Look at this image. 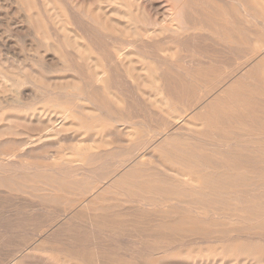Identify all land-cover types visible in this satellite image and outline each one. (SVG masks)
<instances>
[{
	"label": "rangeland",
	"instance_id": "rangeland-1",
	"mask_svg": "<svg viewBox=\"0 0 264 264\" xmlns=\"http://www.w3.org/2000/svg\"><path fill=\"white\" fill-rule=\"evenodd\" d=\"M108 1L0 0V153L18 150L20 144L28 140L29 134L37 136L44 128L37 121H30L34 113L43 110L55 115L59 109H73L72 101L76 96L90 97L96 93L95 105L80 103L86 110L85 120L71 119L67 122L66 131L43 149L37 144L24 147L34 150L31 158L26 160L28 168L31 167L29 171L51 174L50 167L55 166L57 172L68 178L83 168L84 171L90 168L98 172L90 175L88 181L91 182L124 164L123 160H144L150 171V180L155 184L151 188L152 194L157 198L144 203L136 196L134 203L125 205L120 197L106 195L107 201L103 203L107 208L106 215L91 226L89 211L73 215L69 206L0 189V264L14 263L17 257L23 259V264H86L75 253L91 255L89 264H264V190L263 187L256 188L257 184L264 185V0H238L232 6L224 0H205L209 7L213 6L209 10L212 13L217 11L224 20L213 23L212 28L191 30L180 41L178 36L159 33L160 26L149 25L148 19H156L154 23H157L162 17V13L156 14L160 10H154L149 3H143V0ZM161 3L172 7L168 0H161ZM239 3H245V8ZM231 22H235L237 29L229 33L223 27H230ZM140 30L150 31L149 34L157 32V35L140 38ZM258 40L262 44L257 43ZM110 53L121 54V61H112ZM160 66L173 72H169L172 80L180 75L189 74L191 78L199 74L205 81L174 85L172 96H167L155 85ZM107 67L112 68L110 89L95 92L89 88L95 80L93 75ZM124 69L130 70L133 78L124 75ZM138 82L139 89L134 85ZM17 96L21 101H16ZM59 98L71 103L57 107L55 102ZM206 118L213 119L208 128L204 125ZM91 125L100 130L94 136L86 133L85 126ZM182 126L190 128L194 135L200 134L197 141L190 143L191 148L176 157L174 145L182 137L179 135L171 140L167 133ZM202 132L206 135L202 136ZM75 137L79 141L73 140ZM76 143H82L81 147L89 149V152L78 155L74 150ZM201 144H206L205 149H193ZM91 146H95L92 152ZM134 147H141V150L133 153ZM94 151H107L109 155L101 163L88 164L82 159L81 156L88 157ZM193 154H199L195 156V161L199 162L195 164L198 165L196 169L190 165L194 162L190 158ZM1 158L0 155V162ZM70 161L74 162L65 165ZM166 168L170 171L169 181L176 185L160 183ZM177 173L183 177L179 178ZM205 173H213L215 177L208 180L198 178ZM221 174H229L228 180L236 181V185L225 186ZM189 178L201 180L203 187L201 183L190 182ZM125 184L114 186L117 185L125 195L134 189L139 192L137 187L127 188ZM158 184L162 188L156 189ZM197 188L202 195L192 196ZM167 190H171L170 195L166 194ZM68 196L69 199L74 198L65 195ZM237 197L254 199L256 205L251 210H241L239 208L245 203L236 201ZM200 198L215 201L199 205ZM99 201L96 200L97 205ZM174 219L179 223H174ZM235 228H238L236 232H232Z\"/></svg>",
	"mask_w": 264,
	"mask_h": 264
},
{
	"label": "bare ground",
	"instance_id": "bare-ground-1",
	"mask_svg": "<svg viewBox=\"0 0 264 264\" xmlns=\"http://www.w3.org/2000/svg\"><path fill=\"white\" fill-rule=\"evenodd\" d=\"M90 1V0H89ZM110 1V0H109ZM108 1V2H109ZM166 1V0H165ZM172 3V7H169L168 6H163L162 3H161V0H143V3H149L150 6L154 9V10H160V12L157 11V13L151 9L152 11H154V13H156L158 15V13H162V17L160 18L161 20L157 23H154V21L156 20H147L149 21V25L150 26H157V27H161V30L159 31V33H166L168 35H172V36H178L179 37V41L181 39H183L182 37H185L186 35H188L190 33L191 30H203L204 28H210L212 26V24H217L220 20H224L223 19V16L221 14H218L217 11H215L214 13H212L211 10H209V8L211 9L213 6L209 7L205 0H168ZM255 0H252V2H254ZM67 2V1H66ZM94 2V0H93ZM97 2V1H96ZM104 2V1H103ZM107 2V3H108ZM115 2V1H114ZM119 2V1H117ZM163 2V1H162ZM215 2V1H214ZM224 2L227 4V5H236L238 0H224ZM243 2V0H242ZM256 2V1H255ZM258 2V0H257ZM39 4L40 1H38ZM45 3V2H44ZM48 3V2H47ZM220 3V2H219ZM33 4V3H32ZM73 4V3H72ZM130 4V3H129ZM136 4V3H135ZM240 6H242L243 8H245V5L243 3H239ZM37 5V4H36ZM48 5V4H47ZM84 5V4H83ZM112 5V4H111ZM115 5V4H113ZM112 5V6H113ZM128 5V4H127ZM131 5V4H130ZM137 5V4H136ZM254 5H257V4H254ZM61 6V5H60ZM93 6V5H92ZM126 6V4L124 5V7ZM140 6V5H139ZM260 6V5H259ZM46 7V6H45ZM86 7V6H85ZM90 7V5H89ZM88 7V8H89ZM101 7V6H99ZM128 7V6H127ZM249 7V6H248ZM247 7V9H248ZM41 8V6H40ZM121 8V6H120ZM137 8V7H136ZM140 8V7H139ZM220 8V6H219ZM233 8V7H232ZM236 8V6H235ZM48 9V8H47ZM65 9V8H64ZM76 9V8H75ZM79 9V7H78ZM99 9V8H97ZM132 9V8H131ZM148 9V8H147ZM251 9V7H250ZM253 9V8H252ZM263 9V8H262ZM39 10V9H38ZM122 10V9H121ZM135 10V9H134ZM254 10V9H253ZM43 11V9H42ZM41 11V12H42ZM57 11V10H56ZM100 11V10H99ZM129 11V10H128ZM141 11V10H140ZM144 11V10H143ZM162 11V12H161ZM211 11V12H210ZM238 11V10H237ZM249 11V10H248ZM262 11V10H261ZM101 12V11H100ZM125 12V11H124ZM137 12V10H136ZM139 12V11H138ZM145 12V11H144ZM146 12H148L146 10ZM145 12V13H146ZM239 12V11H238ZM238 12L236 14H238ZM246 12V11H245ZM264 12V9L263 11ZM59 13V12H58ZM95 13V12H94ZM141 13V12H140ZM144 13V15H145ZM251 13V12H250ZM255 13V11H254ZM44 14V13H43ZM68 14V12H67ZM100 14V13H99ZM135 14V13H134ZM138 14V13H137ZM240 14V13H239ZM243 15H245L243 12L241 13ZM261 14V12H260ZM48 15V14H47ZM55 15V14H54ZM53 15V16H54ZM83 15V14H82ZM86 15V14H85ZM92 15V14H91ZM107 15V14H106ZM118 15V14H116ZM115 15V16H116ZM147 15V14H146ZM145 15V16H146ZM156 15V16H157ZM247 15H249V17L251 18L252 16H250L251 14H248L247 12ZM124 16V15H123ZM135 16V15H134ZM155 16V17H156ZM242 16V15H241ZM240 16V17H241ZM57 17V16H56ZM101 17V16H100ZM110 17V16H109ZM117 17V16H116ZM137 16H135L136 18ZM235 17V16H234ZM247 17V16H245ZM248 17V18H249ZM254 17V15H253ZM262 17V16H261ZM52 18V17H51ZM97 18V17H96ZM102 18V17H101ZM100 18V19H101ZM122 18V16H121ZM120 18V19H121ZM148 18V16H147ZM233 18V17H232ZM249 18V19H250ZM256 19V17H254ZM3 19V17H2ZM61 19V18H60ZM93 19V18H91ZM259 20V18H257ZM264 19V18H263ZM1 20V19H0ZM53 20V19H52ZM103 20V19H102ZM112 20V19H111ZM115 20V19H114ZM125 20V19H124ZM127 20V19H126ZM125 20V21H126ZM251 20V19H250ZM254 20V19H253ZM65 21V19H64ZM63 21V23H65ZM107 21V20H106ZM139 21V20H138ZM256 21V20H254ZM260 21V20H259ZM58 23V22H57ZM62 23V22H61ZM67 23V22H66ZM93 23V22H91ZM110 23V22H109ZM128 23V22H127ZM252 23V22H251ZM261 23V22H259ZM263 23V22H262ZM89 24V23H88ZM108 24V23H107ZM147 24V23H146ZM255 24V23H254ZM56 25V24H55ZM54 25V27H56ZM127 25V24H126ZM129 25V24H128ZM127 25V26H128ZM167 25H170V26H167ZM264 25V24H263ZM63 26V25H62ZM74 26V25H73ZM143 26V25H142ZM244 26V25H243ZM258 27H260V25H257ZM117 27V26H116ZM132 27V26H131ZM136 27V26H135ZM236 24L235 22H231L230 24V27H223L224 29L228 30L229 33L230 31H235L237 28H236ZM25 28V27H24ZM51 28V27H50ZM63 28V27H61ZM60 28V30H61ZM65 28V26H64ZM107 28H110L109 26ZM122 28V27H120ZM139 28V27H138ZM212 28V27H211ZM98 29V28H97ZM148 29V28H147ZM250 29V28H249ZM260 29V28H259ZM46 30V29H45ZM66 30V28H65ZM76 30V29H75ZM109 30V29H108ZM113 30V29H112ZM118 30V29H117ZM138 30V29H137ZM137 30H135L137 32ZM143 30V29H142ZM146 30V29H145ZM153 30V29H152ZM67 31V30H66ZM111 31V30H110ZM131 31V30H130ZM141 31V30H140ZM264 31V30H263ZM39 32V30H38ZM111 32H117V31H111ZM142 32V31H141ZM150 31H144L142 32L141 34H139V37L142 38L144 37L146 39L145 36L147 37H150V36H154V35H157V32H153L151 34H149ZM196 32V31H194ZM240 32V31H239ZM70 33V32H69ZM76 33V32H75ZM74 33V34H75ZM119 32H117L118 34ZM127 33V31H126ZM197 33V32H196ZM195 33V34H196ZM246 33V32H244ZM27 34V33H26ZM32 34V33H31ZM55 34V33H54ZM80 33H78L79 35ZM123 34V33H122ZM25 35V34H24ZM53 35V34H52ZM70 35V34H69ZM68 35V36H69ZM138 35V34H137ZM163 35V34H162ZM212 35V34H211ZM50 36V35H49ZM65 36V35H64ZM126 36V35H124ZM133 36V35H132ZM159 36V35H158ZM157 37V36H156ZM55 38V37H54ZM63 38V37H62ZM122 38V37H121ZM125 38V37H124ZM123 38V39H124ZM132 38V37H131ZM70 39V37H69ZM150 39V38H149ZM219 39V38H218ZM59 40V39H58ZM64 40V38H63ZM56 41V39H55ZM66 42V40H64ZM259 41V40H258ZM60 42H62L60 40ZM79 42V41H78ZM84 42V40H83ZM88 42V41H87ZM63 43V42H62ZM220 43V42H219ZM257 43H260L257 42ZM264 43V42H263ZM61 44V43H60ZM64 44V43H63ZM62 44V45H63ZM66 44V43H65ZM134 44V43H132ZM170 44V43H169ZM229 44V43H228ZM262 44V43H260ZM61 45V46H62ZM163 45V44H161ZM51 46V45H50ZM60 46V45H59ZM177 46V45H176ZM259 46V45H258ZM257 46V47H258ZM68 47V46H67ZM76 47V46H75ZM262 47V46H261ZM61 48V47H60ZM63 48V47H62ZM114 48V47H113ZM119 49V47H117ZM121 48V47H120ZM179 48V47H178ZM82 49V48H81ZM161 49V48H160ZM175 49V48H174ZM177 49V48H176ZM44 50V49H43ZM139 50V49H138ZM182 50V48H181ZM162 51V49H161ZM83 52V51H82ZM91 52V51H90ZM123 52V50H122ZM120 53V52H119ZM112 54L110 53L109 56L112 58V61L114 62H118V61H121L122 59V55L120 54ZM67 54V53H66ZM87 54V53H85ZM89 54V53H88ZM93 54V53H92ZM159 54V53H158ZM263 54V53H262ZM80 55V54H79ZM82 55V54H81ZM161 55V54H160ZM159 56V55H158ZM45 57V56H44ZM131 57V56H130ZM134 57V56H133ZM56 58V57H55ZM170 58V57H169ZM128 59V57H127ZM132 59V58H131ZM145 59V58H144ZM153 59V58H152ZM171 59V58H170ZM85 60V59H84ZM136 60L139 61V58H137ZM155 60V59H154ZM86 61V60H85ZM98 61V60H97ZM125 61V60H124ZM162 61V60H160ZM169 61V60H168ZM141 62V61H140ZM139 62V64H140ZM149 62V61H148ZM159 62V61H158ZM163 62V61H162ZM104 62H102L103 64ZM171 63V62H169ZM243 63V62H242ZM245 63V62H244ZM251 63V62H250ZM135 64V63H134ZM143 64V63H142ZM179 64V63H178ZM258 64V63H257ZM154 65V64H153ZM167 65V64H166ZM180 65V64H179ZM210 65V64H209ZM239 65V64H238ZM237 65V66H238ZM90 66V64H89ZM101 66V65H100ZM130 66V65H129ZM182 66V65H180ZM253 66V65H252ZM155 67V66H154ZM183 67V66H182ZM254 67V66H253ZM26 68V67H25ZM102 68V67H101ZM177 68V67H176ZM179 68V67H178ZM69 69V68H68ZM142 69V68H141ZM145 69V68H144ZM147 69V68H146ZM91 70V69H90ZM156 70V69H155ZM195 70V69H194ZM197 70H200L199 68ZM204 70V69H203ZM30 71V70H29ZM124 75H127L130 79L133 78V75L131 73L130 70H125L124 69ZM143 71V70H142ZM158 71L159 74L158 75V79L156 80V87L158 89H162L163 91H165L167 93V96H172V91H174V85L176 87L178 86H184V85H190L191 83H196L195 81H199V84L200 82H203L205 81V79H203V77L201 78L198 74V76L196 75L195 77H191L189 78V74H186L185 76H182L180 75V77L178 78H175L174 80H172V76L169 72H172V71H168V69H165L163 68L162 66H160L158 68ZM196 71V70H195ZM243 71V70H242ZM19 72V71H18ZM21 72V71H20ZM136 72V71H135ZM188 72V71H187ZM218 72V71H217ZM92 73V72H91ZM112 73V68H108L103 70L102 72L98 71V73H94L95 75H93L94 77V82L93 83H90L89 84V88H92L95 90V92H101V91H108L110 89V84H109V78L111 77V74ZM142 73V72H141ZM140 73V74H141ZM173 73V72H172ZM3 74L6 75V73L4 72ZM93 74V73H92ZM134 74V72H133ZM218 73H216L217 75ZM235 74V73H234ZM1 75V74H0ZM194 75V74H193ZM192 75V76H193ZM2 76V75H1ZM203 76V74H202ZM215 76V75H214ZM236 76V75H235ZM22 77V76H20ZM146 77V76H145ZM144 77V78H145ZM206 77V75H205ZM208 77V76H207ZM238 77V76H237ZM5 78V77H4ZM137 78V77H136ZM210 78V77H208ZM7 79V78H5ZM15 79V78H14ZM218 79V77H217ZM239 79V77L237 78ZM27 80V79H26ZM48 80V79H47ZM148 80V79H147ZM210 80V79H209ZM213 80V79H211ZM227 80V79H226ZM225 80V81H226ZM16 81V80H15ZM71 81V80H70ZM29 82V81H28ZM99 83H102V86L99 84ZM234 83V82H233ZM9 84V83H8ZM11 84V83H10ZM26 84V83H25ZM76 84V83H74ZM16 85V84H15ZM79 85V84H78ZM135 87H137V89H139L140 85H139V82L138 84H134ZM221 85V84H220ZM132 87H134L133 85H131ZM150 85L148 84V87ZM219 86V85H218ZM8 87V86H7ZM11 87V86H10ZM31 87V86H30ZM83 87V86H82ZM145 87V86H144ZM142 88V87H141ZM200 88V87H199ZM15 89V88H13ZM5 90V89H4ZM20 91V88L18 89ZM22 90V89H21ZM34 90V88H33ZM70 90V89H69ZM75 90V89H74ZM89 90V89H88ZM201 90V89H200ZM3 91V90H2ZM17 94H18V92ZM35 91V90H34ZM162 91V93H163ZM7 92V91H6ZM13 92V91H12ZM21 92V91H20ZM38 92V91H37ZM90 92V91H89ZM110 92V91H109ZM113 92V91H111ZM138 92V90H137ZM156 92V91H155ZM200 92V91H199ZM78 93V92H77ZM80 93V92H79ZM115 93V92H114ZM139 93V92H138ZM14 94V93H13ZM22 94V92H21ZM20 95V94H18ZM73 95V94H72ZM156 95H157V92H156ZM206 95V94H205ZM7 96V95H6ZM5 96V97H6ZM10 96V95H9ZM43 97L47 96V95H42ZM62 96V95H61ZM90 96V94H89ZM185 96V95H184ZM182 96V97H184ZM3 97V96H1ZM16 97V96H15ZM18 97V100L16 101H21L19 100V97L20 96H17ZM42 97V98H43ZM143 97V96H142ZM157 97V96H156ZM12 98V97H11ZM9 98V101L10 99ZM22 98V96H21ZM20 98V99H21ZM40 97H38L39 99ZM96 98H98V94L95 93V95H91L90 97H83V95H79V96H76V98L72 101V104H73V109H67V108H64V109H59V111H56L55 115L49 113V112H45V111H38L37 113H34L32 115V118H31V122H34L37 121V124L39 123L40 125H43V129L38 133V135L36 136H30L29 134V137H28V140H26V142L24 143H21L20 144V147L18 150H15L13 152H10V153H7V152H3V153H0L1 155V162H0V189H6V190H12V191H16L18 193H21V194H26V195H29L33 198H37V199H42L43 201H46V202H49V203H56V204H62L64 206H69L70 207V210L72 211V214L73 215H78V213H81V214H85L84 211H89L88 213V218H89V221L91 224V226L94 225L95 221L98 222L99 221V218H103L105 215H106V210L107 208L105 207V205L103 204L104 202L107 201L106 199V195H115L117 196V199L118 197H120L119 199L123 202V204L125 205H129L131 203H134L135 202V199L134 197L138 196L139 198L142 199V201L144 203L146 202H151L152 200H155L157 197L154 196L152 194V191H151V188L155 185H153L152 183V180H150V171H149V168L146 167L147 163H143L144 160L142 161H139V162H135L137 160H127V162H124V164L122 163L121 165H117L115 168H112L110 169V171L106 174H104L103 176L100 175L99 179H92L91 182H89L88 180L91 178L90 175L93 173V174H96L98 173L97 171H95V169H92L90 170V168H88L89 170L87 171H84L83 169H81V171L79 172H76L75 175H73V177H64L63 175H61L59 172H57V169L55 166L53 167H50V172L54 173V174H49V173H44V172H31L29 171V169L31 168H28V164H27V159L31 158L34 150H29L28 148L30 147H27V148H24L26 147L27 145L30 146V145H41V148L43 149L44 146L50 142V141H53V140H56V137H58L59 135H62V133L64 131H66L65 129L67 128V122H69L71 119H79V120H85V108L82 107V105L80 104L81 102L83 103H86L87 104H93L95 105V102L97 101ZM113 98V96H112ZM118 98V97H117ZM145 98V97H144ZM147 98V96H146ZM164 98V97H163ZM206 98H208L206 96ZM37 99V101H38ZM199 99V98H198ZM8 100V99H7ZM14 100V98H13ZM42 100V99H41ZM115 100V99H114ZM154 100V99H153ZM208 100V99H207ZM6 101V100H5ZM35 101V100H34ZM37 101L35 102L37 104ZM40 101V100H39ZM113 101V100H112ZM147 101V100H146ZM167 101V100H166ZM13 101H11V104H12ZM15 102V101H14ZM115 102V101H113ZM150 102V100H149ZM162 102V101H161ZM2 103V102H1ZM24 103V102H23ZM45 103V102H44ZM71 102L70 100H65V99H58L56 102H55V106H63V105H69ZM158 103V102H157ZM14 104V103H13ZM12 104V105H13ZM18 104V103H17ZM47 104V103H46ZM160 104V103H159ZM158 104V105H159ZM8 105L10 106V104L8 103ZM87 105V106H89ZM5 106V105H4ZM15 106V105H14ZM13 106V107H14ZM19 106V105H18ZM16 105V107H18ZM23 107V105H20ZM33 106V105H31ZM30 106V107H31ZM47 106H49L47 104ZM154 106V104H153ZM156 106V105H155ZM199 106V105H197ZM196 106V107H197ZM26 107V106H24ZM28 107V106H27ZM29 107V108H30ZM56 107V109L58 110V108ZM194 107V106H193ZM4 108V107H3ZM84 108V109H83ZM195 108V107H194ZM27 110V108H25ZM24 109V111H26ZM197 109V108H196ZM8 110V109H7ZM18 110H21V109H18ZM29 110V109H28ZM192 110H195L192 108ZM227 110V109H226ZM3 111V110H2ZM196 111V110H195ZM214 111V109H213ZM4 112V111H3ZM22 112H23V109H22ZM89 112V111H88ZM188 112V111H187ZM191 112V111H190ZM193 112V111H192ZM4 114V113H2ZM173 114V113H172ZM159 115V114H158ZM79 116L81 118H79ZM93 116V115H92ZM171 116V115H170ZM176 116V114L174 115ZM220 116V115H219ZM172 117V116H171ZM12 118V117H10ZM179 118V117H178ZM184 118V117H183ZM182 119V117L180 118V120ZM192 119V117L190 118ZM10 120V119H9ZM94 120V119H93ZM171 120V119H170ZM212 118H206L205 121H204V125L207 126V128L209 126H211L212 124ZM11 121V120H10ZM17 121V120H16ZM15 121V122H16ZM78 121V120H77ZM175 121V120H174ZM194 121V120H193ZM13 122V121H12ZM177 122V121H176ZM183 122V121H181ZM203 122V120L201 121ZM81 123V122H80ZM129 123V122H128ZM178 124V122H177ZM184 124V123H183ZM203 124V123H202ZM211 124V125H210ZM215 124V123H214ZM125 125V124H124ZM7 126V125H6ZM33 126V125H31ZM71 126V125H70ZM74 126V125H73ZM109 126V125H108ZM120 126V125H119ZM130 126V125H129ZM5 127V126H4ZM77 127V126H76ZM112 127V126H111ZM114 127V126H113ZM192 127V125L190 126ZM128 128V126H127ZM82 129V128H81ZM85 129L87 130L86 133H88L90 136H94L96 135L99 131H98V128L94 125H91V126H85ZM133 129V128H132ZM170 129V128H169ZM168 129V130H169ZM201 129V128H200ZM6 130V129H5ZM25 130V129H24ZM68 130V129H67ZM129 130V129H128ZM167 130V129H166ZM208 130V129H207ZM70 131V130H69ZM80 131V130H79ZM78 131V132H79ZM135 131V130H133ZM172 131V130H171ZM18 132V131H17ZM20 132V130H19ZM22 133H26L25 131H21ZM72 132V131H71ZM162 132V131H161ZM252 132V131H251ZM82 133V132H81ZM114 133V132H113ZM134 132H132L133 134ZM136 133V131H135ZM163 133V132H162ZM167 133V132H166ZM71 134V133H69ZM128 134V133H127ZM200 133H197V135H194L192 131H190V128H188L187 126H182L180 127V129H177L176 131H173V132H168L167 133V138L168 139H174L176 136H181L182 139H180L178 141V143H175L174 145V151L176 152H173L174 155L177 157L178 155L182 154V153H185L187 149L191 148V145L190 144L191 142H195L197 141V138H198V135ZM108 135V134H107ZM130 135V134H129ZM202 136H205L206 133L205 132H202L201 133ZM21 136V135H20ZM80 135H78L79 137ZM62 137V136H61ZM65 137V136H64ZM74 137V136H73ZM78 137H75L73 138V140H78ZM85 137V136H84ZM111 137V136H110ZM132 137V136H131ZM26 138V137H25ZM71 138V136H70ZM125 138V137H124ZM15 139V138H13ZM67 139V138H66ZM102 139V137H101ZM129 139V138H128ZM162 139V137H161ZM16 140V139H15ZM25 140V139H24ZM63 140V138H62ZM61 140V141H62ZM141 140V139H140ZM205 140V139H204ZM2 141V140H1ZM7 141V140H6ZM100 141V140H99ZM124 141V140H123ZM3 142H4V139H3ZM22 142V141H21ZM69 142V141H68ZM72 142V141H71ZM83 142V141H82ZM112 141L110 140V143ZM219 142V141H218ZM104 143V142H103ZM216 143V142H215ZM215 143H214V146H215ZM3 144V143H2ZM77 144V143H76ZM100 143H98L99 145ZM209 144V143H208ZM213 144V143H212ZM48 145V144H47ZM56 145V144H55ZM72 145V144H71ZM82 143L81 144H77V148H75V152L79 155V154H83L82 152H85L88 153L89 152V149L87 150L86 148H83L81 147ZM217 145V143H216ZM222 145V144H221ZM225 145V144H223ZM52 146V145H50ZM54 146V145H53ZM97 146V145H96ZM106 146V145H105ZM88 147V146H87ZM95 146H91V149L90 151L92 152V150L94 149ZM98 147V146H97ZM103 147V146H102ZM164 147V146H163ZM203 148L205 149L206 147V144H201V145H198V146H194L193 149L195 150L196 148ZM218 147V145H217ZM38 148V147H37ZM40 148V147H39ZM106 148V147H104ZM141 147H134L133 149V153L134 152H139L141 149ZM149 148V146H148ZM146 148V149H148ZM150 148H152V146H150ZM213 148H216V147H213ZM224 148V147H223ZM226 148V147H225ZM230 148V147H229ZM28 149V150H27ZM220 149V148H219ZM84 150V151H83ZM149 150V149H148ZM154 150V149H153ZM170 150V149H169ZM21 151V152H19ZM38 151V150H36ZM143 152V150H142ZM200 152V151H198ZM197 152V153H198ZM132 153V154H133ZM46 154V153H45ZM75 154V153H74ZM85 154V153H84ZM151 154V153H150ZM158 154V153H157ZM229 154V153H228ZM48 155V153H47ZM86 155V154H85ZM108 152L107 151H100V152H96L95 151L90 155V156H86V157H82V159L86 160L88 162V164H91L92 162H96V163H101V162H104L103 160L108 156ZM149 155V154H148ZM161 155V154H159ZM199 154H193V155H190V158L192 161L194 162H191L190 165L195 168L196 166L198 165H195L196 163H199V162H196L195 159L197 157L195 156H198ZM50 156V155H48ZM258 156V155H257ZM53 157V156H52ZM72 157V156H70ZM137 157V156H136ZM142 157V156H141ZM140 157V159H141ZM155 157V156H154ZM228 157V156H227ZM34 158V157H33ZM42 158V156H41ZM45 158V155L44 157ZM69 158V156H68ZM156 158V157H155ZM164 158V157H163ZM189 158V159H190ZM221 158V157H220ZM37 159V158H36ZM49 159V158H48ZM75 159V158H74ZM79 159V158H78ZM226 160V159H225ZM33 161V160H32ZM76 161V160H75ZM82 161V160H81ZM108 161V160H107ZM122 161V160H121ZM151 161H154V160H151ZM229 161V160H228ZM55 162V161H54ZM72 162L74 161H70L68 163H65V165H70ZM106 162V161H105ZM115 162V161H114ZM168 162V161H167ZM56 163V162H55ZM59 163V162H58ZM136 163V164H134ZM154 163H158V162H154ZM50 164V163H49ZM81 164V163H80ZM151 164V163H149ZM77 165V164H75ZM102 165V164H101ZM155 165V164H154ZM160 165V164H159ZM172 165V164H171ZM27 166V168H26ZM93 166V165H92ZM161 166H164V164L161 163ZM175 166V165H173ZM72 167V166H71ZM91 167V166H90ZM94 167V166H93ZM103 166H101L100 169H103L102 168ZM141 167V168H140ZM179 167V166H177ZM35 168V167H34ZM152 168V167H151ZM38 169V168H37ZM78 169V170H80ZM196 169V168H195ZM201 169V168H200ZM206 169V168H205ZM210 169V168H208ZM39 170V169H38ZM44 170H47V169H44ZM66 170V169H65ZM122 170H124L125 172H121ZM198 170V169H197ZM187 171V170H186ZM196 171V170H194ZM206 171V170H205ZM170 171L166 168L164 170V175L166 176H163L164 178L162 179L163 182H160V183H165L167 185H170V186H173V185H176L174 183H172L170 180V176H169V173ZM188 172V171H187ZM190 172V171H189ZM188 172V173H189ZM207 172V171H206ZM222 172V171H221ZM205 173L204 175H202L201 177H198L202 180H208L209 178H212V177H215V174L213 173ZM219 174V173H218ZM230 174V173H229ZM229 174L225 175V174H221L222 178H224L223 180L225 181V186H233L236 185V181L234 182H230L228 179L229 177ZM159 175V174H158ZM193 175V174H192ZM177 176L179 178L183 177V175L177 173ZM187 176V175H186ZM195 176V175H194ZM247 176V175H245ZM197 177V176H196ZM250 177V176H249ZM251 178V177H250ZM176 181V179H174ZM199 180V179H198ZM196 179V181L193 179V178H189V181L191 182H194V183H201V180L200 182ZM179 181V180H178ZM186 181V180H185ZM187 181V182H189ZM183 182V181H182ZM125 184V186L128 188H132V187H137L139 189V192H136L135 189L133 191L130 192L129 195H125L123 194V191L119 188H117L116 186H114L115 184ZM187 184V183H186ZM202 184V183H201ZM264 184V183H262ZM191 185V184H190ZM183 186V185H182ZM194 186V185H193ZM203 187V184L201 185ZM260 184H257V189H261L263 187V190H264V185L260 186ZM190 187V186H189ZM112 188H117L116 190H112ZM156 189H160L162 188L160 186V184H158V186H155ZM191 188V187H190ZM199 188V187H198ZM198 188L196 189L195 192H193V195L192 196H199V195H202L201 193V190L197 191ZM186 189V188H184ZM202 189V188H201ZM127 190V189H126ZM227 190V189H225ZM125 191V190H124ZM205 192V191H204ZM263 192V191H262ZM9 193V192H8ZM213 193V192H212ZM11 194V193H10ZM13 194V193H12ZM16 194V193H14ZM166 194L167 195H170L171 194V190H167L166 191ZM208 194V193H207ZM211 194V193H210ZM65 195H70L74 198L72 199H69V196L68 198L65 197ZM242 195V194H241ZM2 196V194L0 195ZM86 196V197H85ZM14 197V196H13ZM78 197H81V198H78ZM160 198H162L161 196H159ZM176 197V196H175ZM181 197V196H180ZM234 197V196H233ZM182 198V197H181ZM194 198V197H192ZM225 198V197H223ZM96 200H101L102 201V204L100 203L101 201H99V204L97 205L96 203ZM139 201V200H137ZM167 201V200H166ZM215 200H212V199H202L200 198V202H199V205H207L208 203L210 202H214ZM236 201H241V202H244L245 205L241 206L239 209L241 210H251L255 207L256 203H255V200L253 199H244L242 197H237L236 198ZM112 202V201H111ZM164 202V201H163ZM140 203V202H139ZM260 202H258L259 204ZM118 204V203H117ZM142 204V203H140ZM149 204V203H148ZM145 205V204H143ZM150 205V204H149ZM186 207V206H185ZM77 208V209H76ZM150 209V208H149ZM152 210V209H150ZM154 210V209H153ZM65 213V212H64ZM196 213V212H195ZM228 213V212H227ZM241 214V212H240ZM249 217V216H248ZM119 218V217H118ZM204 218V217H203ZM213 218V217H212ZM241 218V217H239ZM246 218V217H245ZM117 220V218H115ZM243 219V218H242ZM167 220V219H166ZM237 220V219H235ZM164 221V220H163ZM181 222V220H179ZM174 223H179L176 219L173 220ZM238 222V220H237ZM253 222V221H252ZM262 222V221H261ZM261 222H259L258 224H262ZM264 222V220H263ZM233 223V222H232ZM63 223H60V225H62ZM252 224V223H251ZM257 224V225H258ZM65 225V224H63ZM244 225V224H243ZM249 225V224H248ZM255 225V224H254ZM263 225V224H262ZM245 226V225H244ZM260 227V226H259ZM264 227V226H263ZM262 227V228H263ZM103 229V228H102ZM238 228H235L233 229L232 232H236ZM105 231V230H104ZM259 231V230H258ZM244 242V241H243ZM44 243V242H43ZM259 244V243H258ZM33 245V244H32ZM246 245V244H245ZM254 245V244H253ZM243 246V245H242ZM233 247V246H232ZM240 247V246H239ZM245 247V246H244ZM29 248V247H27ZM26 248V249H27ZM241 249V248H240ZM30 251V250H29ZM228 251V250H227ZM231 251V250H230ZM238 251V250H237ZM236 251V252H237ZM244 251V250H243ZM24 252V251H23ZM22 252V253H23ZM83 252V251H82ZM240 252V251H239ZM50 253V252H49ZM238 253V252H237ZM160 254V253H159ZM228 254V253H227ZM231 254V253H230ZM233 254V253H232ZM241 254V253H240ZM253 254V253H252ZM24 255V254H23ZM54 255V254H53ZM52 255V256H53ZM76 256H79V257H82V260L86 263V264H89V260L91 259V255L89 254H86V253H75ZM89 255V256H88ZM177 255V254H176ZM188 255V254H187ZM224 255V253H223ZM250 255V254H249ZM21 256V255H20ZM19 256V257H20ZM180 256V254H179ZM89 257V258H88ZM99 257H102L99 255ZM184 257V256H183ZM61 258V257H60ZM65 258V257H63ZM227 258V256H226ZM253 258V257H251ZM256 258V256H255ZM261 258V257H260ZM66 259V258H65ZM186 259V258H185ZM233 259V258H232ZM245 259V258H244ZM247 259V258H246ZM254 259V258H253ZM259 259V258H258ZM16 261H14V263L12 261H10L9 263L7 264H23V259H19L18 257L15 259ZM250 260V259H249ZM260 260V259H259ZM262 260V259H261ZM47 261V260H46ZM163 261V260H162ZM234 261V260H233ZM256 261V260H255ZM74 262V261H73ZM76 262H79V261H76ZM156 262H159L156 260ZM249 262V261H248ZM258 262V260H257ZM263 262V261H262ZM32 263V262H30ZM154 263V262H153ZM168 263V262H167ZM171 263V262H170ZM244 263V262H243ZM264 263V262H263ZM34 264V263H33ZM37 264V263H36ZM113 264H116V263H113ZM119 264V263H118ZM161 264V263H160ZM236 264V263H235Z\"/></svg>",
	"mask_w": 264,
	"mask_h": 264
}]
</instances>
